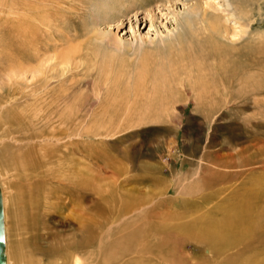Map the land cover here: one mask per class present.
Instances as JSON below:
<instances>
[{"label":"rangeland","instance_id":"obj_1","mask_svg":"<svg viewBox=\"0 0 264 264\" xmlns=\"http://www.w3.org/2000/svg\"><path fill=\"white\" fill-rule=\"evenodd\" d=\"M13 38L37 58L2 80L68 93L59 112L73 139L84 115L89 212L113 217L123 200L137 209L107 241L122 235L123 250L161 228L168 264H264V0H0L1 66ZM213 44L223 53L207 54ZM191 57L201 69L184 75ZM18 192L9 187L4 208L9 264H64L55 246L68 209L49 207L32 231ZM243 198L247 234L216 249L202 231Z\"/></svg>","mask_w":264,"mask_h":264},{"label":"bare ground","instance_id":"obj_2","mask_svg":"<svg viewBox=\"0 0 264 264\" xmlns=\"http://www.w3.org/2000/svg\"><path fill=\"white\" fill-rule=\"evenodd\" d=\"M209 24L212 27L213 23ZM17 43L13 38L9 46L14 44L18 47L8 48L3 53L4 65L0 64V70H23L27 64L36 60V54L33 57L30 56L28 43L23 44L26 45L24 47ZM29 44L32 46L31 42ZM208 53L222 54L223 51L213 44L209 46ZM198 62L199 58L191 57V61L181 64L182 73L188 75L193 65L197 67L196 69H201ZM197 71L202 76L199 77V81H195L196 84L202 83L204 77V69ZM45 83L43 81L37 86V81H35L33 85L27 86L28 88H23L24 86L15 85L13 81L2 80L0 76V189L3 218L4 208L9 202V187L15 184L19 191L17 208L26 218L27 226L25 227H30L32 231L43 223V215H47L46 211L49 207L58 205L68 209L69 229L65 237L59 239V243L56 241L58 244L55 246L57 247L55 250L61 255L60 258H65L64 264H87L82 252H96V258L100 255L98 264H168V258H164L167 245L161 228L152 234L145 233L139 242L123 250L120 244V241L124 239L122 235H114L108 241L107 238L105 239L106 235L114 231L119 223L128 221L137 209L123 200L116 211L111 210L112 213L115 212L113 217L94 216L89 212L84 203L85 192L88 188V176L84 170L85 148L83 147L86 137L83 130L84 115L79 113L80 120L77 124H80V130L76 133L78 137L73 139V128L70 127L73 121L70 120L69 115L59 112L67 104L70 96L64 92L54 94L48 91L38 93V96L37 89L45 86ZM74 142L80 146L76 148L77 151L73 149ZM245 200L238 202L224 213L222 221L206 227L202 231L205 235L203 239L216 249H224L226 246L241 241L247 234H245L243 218L249 209V201ZM5 237L4 227V239ZM201 238H196V240ZM35 245L34 252H45L46 256H51L52 247L48 249L39 244ZM7 252L9 251L7 241H5L6 264H9L11 262H9ZM105 252L120 253L114 256V254H105Z\"/></svg>","mask_w":264,"mask_h":264},{"label":"water","instance_id":"obj_3","mask_svg":"<svg viewBox=\"0 0 264 264\" xmlns=\"http://www.w3.org/2000/svg\"><path fill=\"white\" fill-rule=\"evenodd\" d=\"M0 264H6L4 218H3V203H2L1 189H0Z\"/></svg>","mask_w":264,"mask_h":264}]
</instances>
